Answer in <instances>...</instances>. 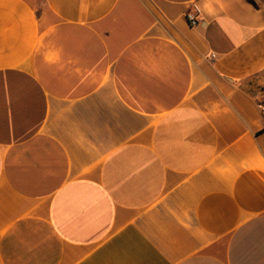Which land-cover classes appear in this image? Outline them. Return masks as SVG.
<instances>
[{"label": "crops", "instance_id": "0c3cea01", "mask_svg": "<svg viewBox=\"0 0 264 264\" xmlns=\"http://www.w3.org/2000/svg\"><path fill=\"white\" fill-rule=\"evenodd\" d=\"M213 4L0 0V264H264V0Z\"/></svg>", "mask_w": 264, "mask_h": 264}, {"label": "clouds", "instance_id": "9594fccd", "mask_svg": "<svg viewBox=\"0 0 264 264\" xmlns=\"http://www.w3.org/2000/svg\"><path fill=\"white\" fill-rule=\"evenodd\" d=\"M203 2V9H201L200 4H196L195 0H192V3L195 6L197 12L201 13L200 18L203 19V13L206 12L209 16H213L216 13V8L213 4V0H202ZM216 3H219V0H216ZM222 7V6H221Z\"/></svg>", "mask_w": 264, "mask_h": 264}, {"label": "built area", "instance_id": "2783aa9c", "mask_svg": "<svg viewBox=\"0 0 264 264\" xmlns=\"http://www.w3.org/2000/svg\"><path fill=\"white\" fill-rule=\"evenodd\" d=\"M198 14L199 12L196 11L195 6H193V8L187 12V20L190 25L196 26L198 24ZM259 108L262 112V115L264 116V106L260 105Z\"/></svg>", "mask_w": 264, "mask_h": 264}]
</instances>
